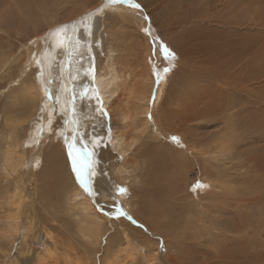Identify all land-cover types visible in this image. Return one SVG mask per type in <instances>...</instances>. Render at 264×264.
Instances as JSON below:
<instances>
[{
  "label": "bare ground",
  "instance_id": "1",
  "mask_svg": "<svg viewBox=\"0 0 264 264\" xmlns=\"http://www.w3.org/2000/svg\"><path fill=\"white\" fill-rule=\"evenodd\" d=\"M32 1L25 3L24 21L41 20L45 26L33 31L37 36L18 54H0L2 74L24 60L9 81L0 129V138L6 133L0 148V178L6 181L0 188L6 197L0 205V240L14 242L21 235L15 264H264L254 232L264 225V159L258 158L264 151L259 86L264 74L258 48L244 39L260 24L259 6L251 0H137L141 9L135 10L106 0ZM227 5L235 12L226 13ZM73 25L80 43L71 54L70 79L65 38ZM87 25H92L91 37L84 35ZM149 25L150 34L144 31ZM127 39L137 49L133 64L121 52ZM164 45L175 59L165 57ZM93 56L94 84L89 80ZM164 65L175 68L165 74ZM181 71L175 88L165 89ZM49 79L52 83L45 85ZM85 84L91 85L90 96L81 99ZM46 86L58 102L46 98ZM72 87L84 138L102 136L107 145L94 147L95 196L76 181L66 147L53 144L39 175L32 171L33 162L41 160L33 158V146L24 144L25 135L32 145L35 136L42 143L54 139ZM97 91L102 104L95 100ZM174 106L178 116L171 114ZM101 107L106 116L97 111ZM163 152L174 158H163L159 165L145 160ZM101 167L106 176L99 175ZM193 167L199 169L197 184L206 185L195 191L188 188ZM43 174L51 195L42 194ZM116 185L127 193L115 197ZM62 211L73 220L74 233L61 223ZM29 235H39L46 247H26Z\"/></svg>",
  "mask_w": 264,
  "mask_h": 264
},
{
  "label": "rangeland",
  "instance_id": "2",
  "mask_svg": "<svg viewBox=\"0 0 264 264\" xmlns=\"http://www.w3.org/2000/svg\"><path fill=\"white\" fill-rule=\"evenodd\" d=\"M27 2L32 4L33 1L32 0H27V1L26 0H0V52H1L0 54H2V53H4L3 55H7V54L12 55L14 53L18 54V52H20V50H21V47H23L22 44L25 45L31 38H33L34 36H37V35H35V33L33 31L34 30L37 31L38 29H41L45 26L44 22L41 20L37 21L36 23L30 22V21H28V22L24 21L27 19L26 13L28 12L27 11L28 9L26 6L27 4H25ZM230 2L233 3L234 0H230ZM228 4H230V3H228ZM251 5L259 6V14H260L259 23L260 24H258V26H255V27L253 26V28L255 30L248 29V33H246V35L244 36V39L247 42V45L255 44V50H257V48H258L259 56H260V60H261V75H262V74H264V0H251ZM228 10H230V11H228ZM234 12L235 11L233 10L232 6L227 5L226 13H234ZM261 12H262V14H261ZM245 14H246V12L245 13L243 12L244 18H245ZM26 27H29V28H26ZM40 34H43V33H40ZM40 34H38V35H40ZM233 36H234L235 40H236V38L239 39L235 35H233ZM255 37L257 38V43H256ZM97 42H98V39L96 40V43ZM22 49L24 50V48H22ZM121 49H122L121 52H123V54H124L123 58L126 60H130V61H128V63L133 64V60H134L133 59V53L137 51L136 47L133 44V41H131L130 39H127L125 41V43L123 44V47ZM183 49H186V47L183 46ZM124 50H125V52H124ZM131 52H132V54H131ZM197 55H199V53H197ZM197 55L195 54L194 58ZM125 56L127 58H125ZM129 56L130 57L132 56V57L130 58ZM191 63L194 64V62L192 60H191ZM14 64L15 65H13V67L11 68V72L9 75H7L6 73L2 74V71H0V129H2L4 127L3 116L5 113H3L2 110H3L4 104L7 102L6 101L7 100L6 94L8 93V91L6 92V90L8 89L7 87H10L9 85L11 84L9 81L12 80L17 75L18 70L21 69L22 65L24 64V60L21 59L17 63L19 65H17L16 63H14ZM166 67L171 68V71H173V69L175 68L172 65H164V68H166ZM183 75H184L183 71H181L179 73L178 77L176 75H173L171 77L169 84H166L165 89L166 88H167V90H168V88L171 90L174 89L175 85H176V81L181 79L183 77ZM263 77H264V75L260 76L261 82H260L259 86H260L261 93H262V90L264 92V78ZM5 86H6V88H5ZM4 92H6V93H4ZM173 108L174 109L171 110V114L178 116L179 110H177L176 106H174ZM23 126H27V125L24 124ZM40 129H41V127H39V130ZM26 132H27V130H23V128L20 130L21 134H26ZM3 133H4L3 137L0 138V148L4 147V144L6 141L5 131ZM262 134L264 135V129H263ZM25 136H23L24 138H26V140L24 141V144H26L27 149H30L33 146V152H34L33 158H35L37 156L41 160V161H39V165L37 167L34 166V165H36V163L33 162V170L32 171L33 172L37 171V173L39 175L45 169V165H44L45 158L47 157L49 150L53 146V144L54 143H60L62 147L63 146L66 147V145L63 142V137L58 136L57 131L54 134V137H53L54 139L50 140V138H48L45 143H42L41 141H39V143H36L37 139L39 140V137L35 136V142H33V145L30 144V142H27L29 135L26 137ZM33 136H34V133H33ZM262 138L263 139L261 141L262 142L261 145H264V141H263L264 137H262ZM26 142L29 144H27ZM24 144H23V146H24ZM262 147L264 148V146H262ZM171 153L163 152V153L156 154V155H153V153H150L147 156L148 159H145V160H148V162H150L151 164H153V160H154L156 162V164L159 165L160 160L163 158H166L168 156L171 158H174V154H171ZM175 155H177V154H175ZM30 158H31V156H30ZM258 158L260 160L262 158L264 159V151H262L261 154L258 155ZM31 159H29V160L31 161ZM106 164H107V162H106ZM1 165H2V162L0 161V169H1ZM198 171H199L198 167H193V169L189 172V179H188L189 186H188V188H190V190L197 185ZM43 173H44V171H43ZM24 175L26 176V174H24ZM27 176H28V173H27ZM27 176L25 177L27 180V184H30L31 182ZM64 176H65V174H64ZM43 177H44V174L42 176V180H43ZM263 181H264V178H263ZM5 183H6V181H3L0 178V188L3 187L5 185ZM43 185H44V190H43ZM45 187H46L45 181L43 180L42 184H41L42 194L43 195H47V194L51 195L50 189L47 190L48 191L47 192ZM186 189H187V187H186ZM52 195H53V193H52ZM5 198L6 197L4 194L0 195V205H2V201H4ZM3 211H4V209H0V215L2 213H4ZM36 211H38V210L35 207V203H34L33 212L35 213ZM59 215L61 216V218H60L61 223H63V224L65 222L68 223L67 226L68 227H69V225L71 226V228L69 227L68 229L74 233L76 231V228L73 227V226H75V224H72L73 220H71V218H68V216H66L63 213V211L61 213H59ZM36 216H38V212H36ZM65 219H66V221H64ZM255 229L256 230L254 232L258 234L257 250L259 251L260 255H262L264 257V225L261 224L260 227L256 226ZM56 231H57L56 229H53V232H55V234H58V231L57 232ZM109 235H110L109 233H106L104 235V237H103L104 241L102 242V244H105L106 238L109 237ZM75 236L77 237V235H75ZM1 241L2 240H0V242ZM43 242L44 241L40 238L39 235H36L35 237H31L29 235L25 241V244H26V247H28V248L31 247L32 249L34 248V250H36L40 247H42L40 249H43L46 247V245ZM1 243L3 244V246L1 247L2 249H0V264H15L16 257L20 253V247H21V245H23L22 240H21V235L14 242H9L7 240H4ZM163 248H164V245L161 244L160 250H162ZM25 250L26 249L24 248L23 251H25ZM73 256H75V255H72V257ZM262 260L264 261V258ZM64 264H67V263H64Z\"/></svg>",
  "mask_w": 264,
  "mask_h": 264
},
{
  "label": "snow or ice",
  "instance_id": "3",
  "mask_svg": "<svg viewBox=\"0 0 264 264\" xmlns=\"http://www.w3.org/2000/svg\"><path fill=\"white\" fill-rule=\"evenodd\" d=\"M106 4L110 5H116V4H121V5H128L132 9L135 10H140L141 9V4L137 2V0H106ZM98 11L102 12L103 9H99ZM96 13L90 14L87 18L89 20L93 19L95 17ZM147 19V17H145ZM68 26L65 25L61 28H58L56 30L55 35H60L62 34L65 29ZM144 31L146 33L150 34V25L149 27L145 28ZM84 35L86 37H91L92 35V25H87L85 28ZM80 43V38H79V30L76 28L75 25H73V33L69 35L68 37L65 38V52L68 55V72H69V78H73L71 76V54L75 50V47L77 44ZM91 41L88 43V50L91 52ZM164 48V54L166 58H172L175 59V53L172 52L170 49L167 48L166 45L163 46ZM95 57H92V65H93V74L89 77V80L91 81L92 84L95 82V63H94ZM37 64H39V61H37ZM171 71V68H165L164 73L167 74L168 72ZM41 75H42V70H41ZM162 77L157 73V83L161 81ZM45 85H49L52 83V80L49 79L44 82ZM90 84H85L82 86V90L80 92V98L81 99H88L90 96ZM158 91V89H157ZM45 96L49 100H54L58 102L57 98L53 96L51 88L45 87ZM76 99H77V94L75 91V88L72 87L69 89V107L65 109L63 106L61 107L60 111L63 113L61 120L62 124L59 127L57 131L58 136L63 137V142L66 145L67 148V155L71 159V168L73 173L75 174V179L79 183V185L84 188L85 191H87L90 195L95 196L96 193L93 189V180L92 177L95 174V165L97 163L96 160V152L94 151V147L99 148V147H106V144H102L101 141H103L104 137L102 136H89V139L86 140L84 138V133L80 129V123L77 118V109H76ZM155 97H153V100ZM95 100L98 102H101L102 104V99L98 94L95 96ZM43 111V109H42ZM52 111H55V108H53L51 111L48 113V120L47 124L51 125L52 124ZM97 111H102L104 112L103 108H98ZM104 115L106 116L107 113L104 112ZM151 119V116L149 117ZM69 122L71 123V133L69 134ZM44 128L41 127L39 130V134H43ZM109 134H110V129H109ZM174 141L178 142L177 137H172ZM89 140L92 141V144L89 143ZM36 143H39V140L37 139ZM86 154V156H85ZM37 165H39V161L36 162ZM100 176H106L107 173L104 171L103 167H101V171L99 173ZM196 187H206V185H201L197 184ZM195 191V187L193 188ZM114 193L115 197H119L122 195H125L127 193V189L123 186L116 185L114 188ZM120 215H127L126 212H124L122 209L119 210ZM131 219V217H129ZM162 244V241H161Z\"/></svg>",
  "mask_w": 264,
  "mask_h": 264
}]
</instances>
